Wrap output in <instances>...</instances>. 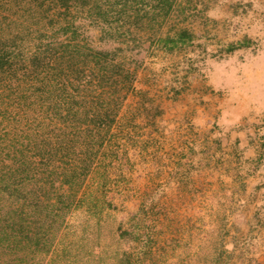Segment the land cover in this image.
<instances>
[{
    "label": "rangeland",
    "instance_id": "rangeland-1",
    "mask_svg": "<svg viewBox=\"0 0 264 264\" xmlns=\"http://www.w3.org/2000/svg\"><path fill=\"white\" fill-rule=\"evenodd\" d=\"M153 4L0 0V264H264V0H175L134 27ZM65 18L134 72L108 131L73 115L113 88L64 85ZM182 29L191 43L155 41Z\"/></svg>",
    "mask_w": 264,
    "mask_h": 264
},
{
    "label": "trees",
    "instance_id": "trees-1",
    "mask_svg": "<svg viewBox=\"0 0 264 264\" xmlns=\"http://www.w3.org/2000/svg\"><path fill=\"white\" fill-rule=\"evenodd\" d=\"M174 1L175 0H154L152 9L149 12H144L145 21L133 24V26L137 27V25H140L139 27H143L146 25L147 27H151V29L156 28L157 31L173 9ZM59 5L64 8L65 12H60L58 15H66L70 8L79 6V0H59ZM96 13L99 16L98 19L101 23L100 25H102L101 30L104 33H109L105 30L106 26L103 27V25L107 23L106 13L102 12L100 9H97ZM63 20L64 24L61 25L62 33L64 35L69 32L71 33V35L67 37L66 43H59L61 49L67 54L65 63L70 74L66 79L68 83L63 82L64 85H73L72 89L77 93L75 97L81 100H84L89 89L92 87L95 88L96 86L100 87V85L102 87L104 81L108 83L109 87L113 88L110 97L103 99L104 106H101V109L93 110L91 116H88V110H86L85 105L79 106L80 104H78V107H75L73 115L77 116V118L83 116L82 121L86 126L85 129L82 128V132L80 133L85 134L86 132H91V130L88 129V125H95L98 134L101 131H108V129L114 124L116 115L123 101L130 92L134 91V72L118 59L117 52L121 51L120 48L112 51L96 50L87 46L85 43L80 44L79 41L75 42L77 27L73 22H68L66 18ZM193 39L194 35L185 29L179 30L172 36H166L164 38L155 34L156 43L160 48L166 51H173L185 44L191 43ZM247 43H249V40H244L237 45L231 44L228 46L227 51L233 52L246 46ZM58 59L59 58L55 61ZM9 69L10 64L8 56L4 49L0 47V74ZM63 88H67V86H63ZM70 98H74V95H71ZM72 109V107L68 108L67 113L71 114ZM95 143H97V145L101 144L98 140H96ZM81 147L87 149L88 145L83 144ZM62 177V183H68L69 180H71L72 183L78 185L76 180L78 179V176L75 169L66 170Z\"/></svg>",
    "mask_w": 264,
    "mask_h": 264
}]
</instances>
